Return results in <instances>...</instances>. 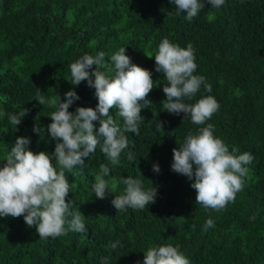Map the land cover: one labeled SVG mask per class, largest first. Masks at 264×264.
<instances>
[{"label": "trees", "instance_id": "1", "mask_svg": "<svg viewBox=\"0 0 264 264\" xmlns=\"http://www.w3.org/2000/svg\"><path fill=\"white\" fill-rule=\"evenodd\" d=\"M164 38L183 48L191 44L194 75L212 86L210 93L202 86L192 101H185L195 103L207 95L217 100L220 107L205 125L162 107L167 81L155 71L154 55ZM120 48H126L132 63L151 71L155 82L148 96L152 104L141 110L140 136L127 134L129 146L119 165H111L98 146L85 158L86 167L65 170L70 184L66 199L72 201L71 211L81 212L86 232L40 239L23 217H0V264H102V257L107 264H137L149 247L168 244L190 264H264V0L205 6L192 22L177 15L170 0H0V167L20 136L31 139L33 152L51 154L55 140L41 139L33 127L37 122L46 128L55 109L40 105L37 93L58 101L75 88L80 100L69 111L95 108V90L86 81L79 86L67 81L69 65L103 51L100 70L113 75L108 58ZM24 108L27 116L12 126L8 115ZM153 111L164 129L157 130ZM110 112L123 123L116 109ZM93 123L98 131L99 122ZM208 123L229 151L235 146L237 155L254 157L243 190L219 212L197 205L192 181L171 170L173 148ZM101 164L111 170L105 179L114 194L123 193L121 177L131 176L143 181L144 190L157 188L156 202L118 213L113 194L99 199L92 191ZM154 164L160 173L153 171ZM209 218L214 227L202 231Z\"/></svg>", "mask_w": 264, "mask_h": 264}, {"label": "clouds", "instance_id": "2", "mask_svg": "<svg viewBox=\"0 0 264 264\" xmlns=\"http://www.w3.org/2000/svg\"><path fill=\"white\" fill-rule=\"evenodd\" d=\"M170 3L175 6L177 15H184L188 22H192L205 6L218 9L225 0H170ZM125 52L126 48H120L108 58V72L113 75L100 70L105 61L103 51L95 56L85 54L69 65L70 79L67 81L73 86L86 81L87 86L95 90L98 101L95 108L77 107L75 112H70V106L80 100L75 88L66 92L63 100L59 96L58 101L55 98L45 99L37 93L36 101L55 111L50 114L52 122L46 128L36 122L33 132L41 139L50 136L51 140H55L54 151L51 154L33 152L29 137L15 139L5 157L6 163L0 167V217H23L29 228H35L40 239L65 236L69 231H87L81 212L71 211L72 201L66 199L70 184L65 170L69 173L77 165L86 167L85 158L98 146L111 165H119L121 154L129 146L127 134L140 136V125L145 120L141 110L150 108L152 104L148 99L155 83L152 72L132 63ZM154 58L155 71L162 73L167 81L163 87L166 99L161 102L164 111L175 115L183 113L184 120L190 119L194 125H205L220 105L211 95L203 96L195 103L185 102L192 101L202 86L206 92L212 91L205 77L194 75L197 64L193 46L189 44L183 48L164 38ZM112 109H116L122 124L110 114ZM28 112L29 109L24 108L9 114V123L17 127ZM158 116L159 113L153 111L157 130L164 129ZM94 121L99 122L98 131ZM172 152L171 170L192 181L191 187L196 192L195 203L217 212L234 202L236 194L243 190L247 166L254 159L247 152L237 155L239 149L235 146L229 151V146L214 136V125L211 123L200 127L196 134L189 132L183 143L173 148ZM127 159L134 160L131 152L127 153ZM153 171L160 173L158 164L153 165ZM110 173V168L101 164L92 191L99 199L113 194L111 203L118 213L129 208L143 210L146 205L156 202L157 188L144 190L143 181L131 176L121 177L120 183L125 186L123 193L114 194V188L105 179ZM211 227H214V221L209 218L202 231L206 232ZM118 243H113L111 247L115 249ZM101 261L107 264L108 258L102 257ZM137 264L190 262L177 247L168 244L149 247L144 252L143 261Z\"/></svg>", "mask_w": 264, "mask_h": 264}]
</instances>
